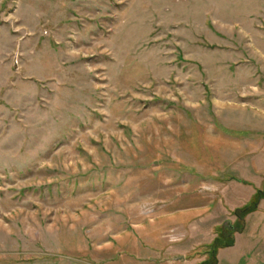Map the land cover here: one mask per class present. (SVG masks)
I'll list each match as a JSON object with an SVG mask.
<instances>
[{
    "label": "rangeland",
    "instance_id": "obj_1",
    "mask_svg": "<svg viewBox=\"0 0 264 264\" xmlns=\"http://www.w3.org/2000/svg\"><path fill=\"white\" fill-rule=\"evenodd\" d=\"M259 192L264 0H0V264H264Z\"/></svg>",
    "mask_w": 264,
    "mask_h": 264
},
{
    "label": "trees",
    "instance_id": "obj_2",
    "mask_svg": "<svg viewBox=\"0 0 264 264\" xmlns=\"http://www.w3.org/2000/svg\"><path fill=\"white\" fill-rule=\"evenodd\" d=\"M261 196H264V195H263V193L259 192V194H258V199H259ZM258 199H257V200H258ZM224 234L230 236V229H229V230H224ZM223 243L228 245V244L230 243V241H229V240H226V241H224ZM198 264H213V260H212V259H210V260H203V261L199 262Z\"/></svg>",
    "mask_w": 264,
    "mask_h": 264
},
{
    "label": "crops",
    "instance_id": "obj_3",
    "mask_svg": "<svg viewBox=\"0 0 264 264\" xmlns=\"http://www.w3.org/2000/svg\"><path fill=\"white\" fill-rule=\"evenodd\" d=\"M113 259H114V257H113ZM110 260H111V259H110ZM194 262H195V261H194ZM194 262H193V263H194ZM169 263H170V261L166 260V263H165V264H169ZM193 263H192V264H193Z\"/></svg>",
    "mask_w": 264,
    "mask_h": 264
}]
</instances>
